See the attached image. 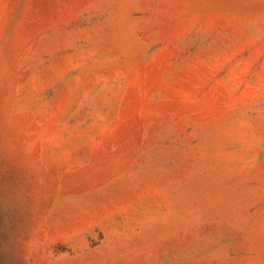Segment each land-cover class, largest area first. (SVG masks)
<instances>
[{
	"label": "rangeland",
	"instance_id": "obj_1",
	"mask_svg": "<svg viewBox=\"0 0 264 264\" xmlns=\"http://www.w3.org/2000/svg\"><path fill=\"white\" fill-rule=\"evenodd\" d=\"M0 264H264V0H0Z\"/></svg>",
	"mask_w": 264,
	"mask_h": 264
}]
</instances>
